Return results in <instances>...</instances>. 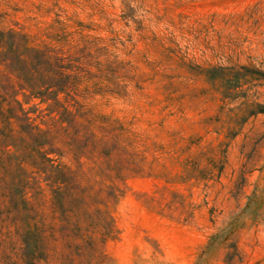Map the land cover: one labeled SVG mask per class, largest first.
Listing matches in <instances>:
<instances>
[{
	"label": "rangeland",
	"instance_id": "1",
	"mask_svg": "<svg viewBox=\"0 0 264 264\" xmlns=\"http://www.w3.org/2000/svg\"><path fill=\"white\" fill-rule=\"evenodd\" d=\"M0 264H264V0H0Z\"/></svg>",
	"mask_w": 264,
	"mask_h": 264
}]
</instances>
